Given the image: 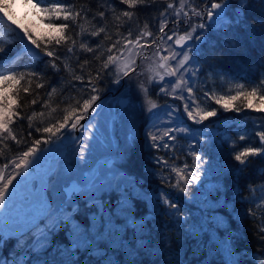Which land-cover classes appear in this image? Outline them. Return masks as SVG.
Instances as JSON below:
<instances>
[{
    "label": "trees",
    "instance_id": "obj_1",
    "mask_svg": "<svg viewBox=\"0 0 264 264\" xmlns=\"http://www.w3.org/2000/svg\"><path fill=\"white\" fill-rule=\"evenodd\" d=\"M29 1L38 4L37 0ZM50 2H55V0H50ZM68 2L74 4L77 9L81 6L91 9L88 13L89 20L93 14L107 9L105 20L102 21L99 16H96L92 24L96 27L106 26L112 39H105V33L96 37H74L77 39L75 55L66 53L64 42L62 41L61 45H55L54 38L61 35L72 36L73 32L79 31V29L70 27L65 33H62L56 27H50L49 21L54 25L65 21L57 20L45 12L44 20L48 26L33 24L34 31H29L35 39L41 41V47H47L49 50L56 49V55L60 57L56 61L60 66L59 72L49 66L48 61L52 58L47 57L35 45L36 51L25 50L23 38L18 28L6 24L0 18V33H2L0 35V47L6 49L4 54H0V73H15L18 77L20 73L39 71L43 73L40 82L44 84V87L36 88L37 81L33 78L29 93L22 91L23 87L28 86L27 77L25 80H21L18 85L14 82L3 85L10 91V99L13 101L12 107L15 111L21 112L24 118L13 117V123L9 127L16 134L17 141L20 143L9 138L5 144H0V149L3 150V156H0V166L7 160L19 158L20 153L27 151L35 139H41V144L37 146L40 149L47 144L43 142V138H48V142H50L66 131L63 129L50 138L49 134L34 131L35 126H47V124L55 123L57 119L62 118L64 114L62 110L69 104L75 103L70 98L81 96V82L72 79V76L64 69V63H69L75 69L76 74H80L77 57H79L80 62L87 59L90 64L85 68V73L91 69L92 74L95 75V70L100 67V61L105 60L108 53L105 52L104 55H101L100 60L94 59V55H99L100 51L109 47L120 35L128 36L129 29L132 31L131 36L140 35L141 29H145L147 16L159 15L156 22L148 23V27L145 29L153 33L152 36H155V33L159 31L157 26L160 25V20L171 16L169 14L171 9H168L165 17H161L160 13L165 11L168 3L176 4V0H155L151 6L137 5L135 8L129 9L119 0H112L111 4L104 3V0H68ZM212 2L213 0H190L185 11L195 7L202 11L203 15L192 16L189 11L191 19L188 22H202L203 16L207 13V8ZM214 2L224 3V0H214ZM227 2L230 7L228 11L226 9L223 11L225 18L219 19L215 28H211L207 42L195 51L193 60L195 68L198 67L199 70L198 75L194 77L196 82L194 93L200 99L197 103L201 105L202 101L210 107V110L215 108L217 118L216 116L209 117L202 121V125L196 124L192 119H184L180 125L198 135L196 137L197 144L193 146L190 152L185 147H174L176 153L169 154V163L163 159L166 149L162 150L161 147L152 146V143L151 146L149 145V138L144 135L147 123L141 120L137 135L121 163L122 173L133 180V187L144 194L160 196L158 198L159 212L156 209H151L149 206L150 199L143 196H134L132 205H126L128 206L126 210L127 212L134 210L139 213L137 216L143 220L140 228H146V231L150 232L153 236L151 242L156 243L154 246L161 257L168 258L167 264H229L225 254L221 253L222 250L217 244L219 241L229 244V250L232 251L234 261L238 264H264V233L259 231L260 213L258 212L255 218L246 215L249 208H255V204L259 203L257 197L264 194L262 192L264 190V155L249 157L250 163L246 167L239 165V162L234 159L235 152L242 150L243 147L247 145L260 146L259 137L256 136V133L264 131V111H256L251 108L255 106V103L258 104L261 96H264V89L258 88L256 97H241L236 101H231V107L227 110L221 105L215 104V99L221 95L227 96L229 89L234 95L238 84L245 85L246 89L250 91L252 87H256L264 81V0H247L246 7L242 9L238 7L237 0H228ZM0 4L4 6V4ZM38 5L40 8L50 7V3ZM113 8L115 15H120L122 11L127 10L132 11L134 16L131 20L121 17L120 21H116L113 18ZM237 12L240 13L239 22L235 19ZM7 13L9 14L8 10ZM181 18L183 19V14ZM67 23L71 24L70 21ZM179 25L186 24L183 21ZM236 39H240V41L235 45ZM82 41H86L91 47L101 44V49L97 53L83 52L79 49V43ZM119 47H123V42L118 45ZM113 53L118 54L116 49H113ZM115 80L116 70L113 65H110L108 70H103V78L97 84L96 95L99 97L97 101L119 91V88L112 91L117 85ZM86 83L87 79L84 81V84ZM52 87H56L57 94L53 96L51 107L57 108L59 105L55 112H51L49 108L42 106L43 101L47 99L46 93L51 91ZM209 89L216 95L206 99L203 92ZM32 99H37V103L33 105ZM249 103L254 104L249 108L247 107ZM17 105H23V107L20 108ZM33 111L44 112V123L40 124L41 118L37 117L33 122L34 127L29 128L26 117L32 115ZM221 119H226V121L221 123ZM206 127L208 128L207 131L202 133L196 131ZM29 132H32L31 136L28 135ZM241 135H244L246 139L240 140ZM193 151L201 157L197 162L192 155ZM197 164H207L209 165L207 167L215 169L211 175L212 178L214 177L213 187L215 189L211 195L209 194V202L212 205L210 204L205 210L210 212L204 213L202 217L205 220L216 216L220 218L219 224L211 225L208 228L204 227L201 219H197V224L202 229L198 236L195 235L196 233L187 232L179 220L170 221V213H173V208L164 203V200L168 199L174 202L178 209H182L185 215L199 217L197 212H203L200 208L201 199L198 198L196 205L191 203L192 195L197 194L192 190V184H186L170 168L176 165L182 169V167H192L197 166ZM164 176L172 178L168 182V186L163 184ZM178 180L180 187L184 188L187 194L184 191H182L184 195L181 194L178 188H171L170 183L176 184ZM161 196L168 198L162 199ZM119 199L118 193L112 192L100 199V207L94 206L93 202L80 203L72 211L73 218L84 227L82 221L84 222L89 214L96 213L98 208L112 212ZM125 215L124 213L122 222L126 221ZM144 216L148 217L144 218ZM209 221L212 222V220ZM42 227L43 224L41 223L33 231L18 239H5V244L0 245V261H5L6 264H33V262L38 261L47 264H98L94 261L95 258L91 252L87 250H79L75 258L66 255L70 240L69 235L72 231L68 219L60 220V224L56 228L50 229L48 227L45 232L47 240L40 244H34L37 232ZM213 234L216 236L215 239ZM3 240L4 238L0 236V242ZM213 245L216 247L219 256L210 260L207 252L205 255L202 250ZM41 247L44 248L39 252ZM138 256L135 260H132L133 258H121L118 264H156L142 249H138ZM107 264L111 263L107 262Z\"/></svg>",
    "mask_w": 264,
    "mask_h": 264
},
{
    "label": "rangeland",
    "instance_id": "obj_2",
    "mask_svg": "<svg viewBox=\"0 0 264 264\" xmlns=\"http://www.w3.org/2000/svg\"><path fill=\"white\" fill-rule=\"evenodd\" d=\"M227 1L228 0H224V2L228 3ZM0 3L8 5L5 9L4 6L0 4V9L6 13L7 10L9 11V15L12 16L20 31H22L23 28L34 31L33 24H38L43 27L48 26L44 20L45 12L33 2L27 0H0ZM226 10L228 11V8ZM173 11L174 10L171 9L169 14L173 13ZM171 19L176 20L177 18L175 15L171 14ZM200 23L202 22L192 21L186 25L174 24L173 29H181L185 32L189 30L191 26ZM217 23H219V18L214 15L213 19H208L206 23H203L205 24L204 29L197 28L196 32L208 36L211 28H215ZM196 32L193 33V40L198 35ZM22 37L25 44L30 49H34L31 42L24 36V33ZM149 42L148 37L141 40L142 44H148ZM170 45H173V41H167L166 39L159 44L161 49H169ZM128 47H131V45ZM187 49L191 50L190 54L195 55V51L198 48L194 44H186V50ZM156 50V45L146 47V51H142L140 56L136 58V71L130 72L129 76H122L120 82L117 83L112 90L114 91L116 88H119V91L112 93L110 98H106L96 105L95 111L92 113V122L86 128L87 130L84 131L80 142L69 150L65 159L60 163L58 169L51 178L49 192L52 199V210L49 213V217L42 222L43 227L37 232L34 244H40L47 240L45 232L48 227L50 229L56 228L59 226L60 220L64 221V219H68L71 223L72 231L69 235L70 240L66 255L72 258L77 256L79 250L89 251V246L94 248L99 246V248L94 249L92 253L100 255L111 264H118L121 258H135L138 255V249L147 250L149 247V243L153 240V236H151L149 231H146V228H140V224L143 220L137 218L139 214L135 217L132 214L135 212L134 210L127 212L126 207L128 206H126V202H129L130 192H134V196H143L150 199V208L156 209L157 212H159L158 198H160V196L155 194H144L142 191L133 187L132 180L128 179L126 175L122 173L121 163L124 161L137 135V126L140 120L147 122L144 135L149 138L150 146L151 143L153 146V141L148 135L149 133L162 136L163 132L168 128L173 130L170 133L172 136L181 131L180 129H184V131L181 132H186V127L180 124L184 119L188 118L187 114L182 112V110H184L185 103L188 102L189 95L186 88L182 92L181 90H177L176 95L171 94V85L167 82L169 80L175 81L177 77H165V81L161 83L157 82L159 80L157 77L156 80L149 83V77L154 73L147 70L148 66L151 64L155 69L159 61V57L153 55ZM161 54L167 55L168 53L162 52ZM117 55L120 54L118 53ZM127 56V50L123 52V55H120L119 63L121 66H123L125 57ZM193 62L186 65L189 69V73L195 68ZM170 63L174 65L175 61H170ZM113 67L115 68L114 65ZM196 69H198V67ZM158 70L163 73V69ZM189 84L193 87L195 86L196 82L194 81V77L189 81ZM160 87H165L167 90L161 92ZM143 88L149 89L147 94L143 91ZM5 95L10 98V91L8 88H4L3 85H0V98ZM181 96L183 98H181ZM193 98L196 99V103L200 100L196 97L195 93ZM149 99L157 105L156 108H151V105L148 103ZM11 106H13V104ZM193 107L195 108V105H193ZM150 108L151 111H149ZM209 108L210 107L201 101V105L199 104V108L196 110L206 111L208 109L207 111H209ZM251 109H255L256 111L264 109V100L258 101V104L255 103V106ZM192 121L198 125H202L199 116H196L195 120L192 119ZM223 121H226V119H221V123ZM207 129L206 127L203 130L198 129L196 131L202 133L207 131ZM66 130L67 132L71 131L69 129ZM185 134H187L190 139L198 136L192 131ZM170 140L171 139L168 137H163L162 140L156 143L163 145V143L167 142L170 147L178 143L177 140L169 142ZM168 148L161 147L162 150ZM13 160H18V158ZM198 165L199 167L187 166L180 169L185 174V179L187 180L186 184H192V190L197 193L194 196L192 195V199H190V202L194 205H196L198 198H201V196L205 194L208 196V193L213 192L215 189L213 187L214 177H211L215 169L207 167L209 166L207 164ZM0 168H2V166H0ZM170 168H172L176 176L179 177L177 172L174 171V169H179L178 166L173 165ZM20 170L21 169L16 171L20 172ZM12 171L13 168L10 166L5 170V177ZM197 171L200 173L198 181L194 178ZM72 180L78 181L83 189L81 193L76 194L72 199H68L63 190ZM181 180L185 182L184 179ZM113 191L118 193L120 198L114 211L108 212L106 209L98 208L97 213L89 214L85 218V221H82L84 227L74 220L72 211L75 210L77 205L83 202H93L94 206L100 207L99 200L102 197L110 195ZM262 192H264V190ZM180 193L183 194L182 191H180ZM184 193L187 194V191L184 190ZM164 197L167 196L161 198L164 199ZM262 197H264V194L257 197L258 201H260ZM124 213L126 214V221L122 222ZM146 217L148 216H144V218ZM199 219L204 223L205 228L213 225V221H209L212 219L205 220L202 215L199 216ZM180 224L183 225V223ZM132 226L135 229L136 238L133 242H128L124 237V233ZM184 228H187V226H184ZM200 230H202L201 227L196 232V236L199 235ZM215 237L214 235V239ZM3 244H5V239L0 242V245ZM43 248L44 247H41L39 252H41ZM120 249H123L121 253ZM104 251H107V253L104 254ZM226 251V259H228L229 264H231V262L234 261V255L228 247ZM165 260L168 261V258ZM33 264L47 263L38 261L33 262Z\"/></svg>",
    "mask_w": 264,
    "mask_h": 264
},
{
    "label": "snow or ice",
    "instance_id": "obj_3",
    "mask_svg": "<svg viewBox=\"0 0 264 264\" xmlns=\"http://www.w3.org/2000/svg\"><path fill=\"white\" fill-rule=\"evenodd\" d=\"M112 0H104V3L111 4ZM121 4L127 5L129 9L135 8L137 5H147L151 6L152 3L155 2V0H119ZM38 4H44V3H50V7L42 8V11L49 13V15L54 16L57 20L65 21L64 23H60L58 25L52 24L51 21H49V25L56 27L60 32L65 33L66 30H68L70 27L78 28L79 31H74L72 36L69 35H61L59 37H55V45H61L62 41L66 45V53H71L75 55L76 48H77V39L74 37H84V36H91L96 37L99 36L101 33H105V39L111 40L112 36L108 34L106 26H100L96 27L94 24H92V21L96 19V16H99V18L103 21L105 20V14L106 11H99L98 13H95L92 15L91 20H89L88 13L91 11V9H87L84 6H81L79 9L76 8V6L68 0H55V2H50V0H37ZM190 3V0H176V4L174 3H168L167 8L164 12L160 13L161 17H165L168 13V9H173L172 15L176 16V20L174 21L175 24H179L181 19V14H183V19L185 24L188 23V21L191 19V16L189 15V11L191 12L192 16H201L203 15L202 11L197 10L195 7H192L189 9V11H185L186 5ZM178 4V6H177ZM238 7L241 9L243 7H246L247 0H237ZM8 5H4V8L6 9ZM229 8V4L224 3H217L213 2L210 5V8L207 9V17L208 19H213V16L215 15L219 19H224V13L223 10ZM67 9V10H66ZM214 10H220V11H214ZM113 12V18L116 21H120L121 17H126L128 20H131L134 16V13L132 11H122L120 15H115V9H112ZM235 19L237 22H239L240 19V13L237 12L235 14ZM68 21L71 22V24L67 23ZM168 20L167 19H161L160 20V27H159V33L163 34L158 37V39L163 42L165 39L167 41H173V45L169 46V49H161L159 44H157L156 39H152L148 44H142L141 40L145 37L152 36V33L149 31H146L147 24H145V29H141L140 35H138L135 40L129 39L132 35L131 29L128 30V36L120 35L118 39H116L109 47L104 49L103 51H100L99 55H94V59L100 60V56L104 55L105 52H107V58L105 60L100 61V67L95 70V75L92 74V70L88 69L87 73H85V68L90 64V61L85 59L82 62L79 61V57H77V63L80 68V74H76L75 69L69 64L64 63V69H66L69 73V75L72 76L73 80L80 81L81 82V96L79 98H70L75 101L74 104H69L65 109L62 111L64 112L62 118L57 119L55 123H49L47 126H35L34 127V120L37 117H40V124H43V117L44 112L41 111L39 113L33 111L32 115L27 116L28 120V127L33 128L34 131L37 133H46L49 134V138L51 136L56 135L57 133H60L63 129H69V130H75L77 127L83 128L85 130L86 126L81 125L80 121L85 118V116L88 114L89 110L95 111V105L97 100L99 99L98 95H96L98 91L97 84L98 82L103 78V70H108L110 65H114L116 69V83L120 82V79L122 76L126 77L129 76L130 72L136 71L137 64H136V58L140 56V53L142 51H146V47L151 46L153 44L156 45V52L153 53L154 56L159 57V61L156 64V68L154 69L151 64L148 66V71L154 73L152 76L149 77V83L156 80L158 77L159 80L158 83L164 82L165 77H177L175 81L169 80L167 83L171 85V94L176 95L177 90H185L188 95V102L184 105V112L187 114L189 119L195 120L196 116H199V120L202 122L209 117H213L217 115V110L215 108H212V110L209 111H197L196 109L199 108V104L196 103V99L193 98L194 96V87L189 84V81L192 80L193 77H196L198 75V69L193 68L191 72L189 73V69L186 67V65H189L194 60V54H190L191 50H186V42L188 40H191L193 38V33L196 32V29H204L205 24L200 23L194 26H191L189 30H186L182 35L178 34L176 31H173L171 35H168L165 33V27L167 26ZM90 26V27H89ZM24 36L27 37V40L31 42L32 45H35L36 48H39L42 53H44L47 57H51L52 59L48 61L49 66L54 69L55 71H60V66L56 63L57 60L60 59L59 56L56 55V49L53 48L49 50L47 47H41V41H38L33 37L29 29L23 28L22 29ZM2 35V33H0ZM119 35V34H118ZM175 37V39H174ZM197 40L201 39V36L195 37ZM123 42V47H119L118 45H121ZM131 45V47H128ZM79 49L86 53H97L98 50L101 49V44H96L95 47L89 46V44L86 41H82L79 43ZM113 49H116L117 52L120 55H123V52L127 50L128 56L125 57V62L123 63V66L119 63L120 61V55H117L116 53H113ZM177 49H180V51H177ZM135 50V51H134ZM6 52V49L4 47H0V54H4ZM162 52H167V55H162ZM70 58V57H69ZM147 58V57H145ZM170 61H175V64H171ZM158 69H163V73H161ZM183 70V71H181ZM187 74V78H186ZM43 73L39 71H32L28 73H20L17 77V74L15 73H0V85H8L11 83L20 84L21 80H25L27 77V87H23L22 91L24 93H29L31 84L33 81V78L36 79V88H42L44 87V84L41 81ZM85 79H87V83L84 84ZM75 87V85H73ZM258 88L264 89V81H262L259 85L256 87H252L250 91H248L243 84L236 85V91L235 94H231V89H229V94L227 96L221 95L218 99H215V104L221 105L224 109H229L231 107V101H236L243 98L248 97H256ZM167 89L165 87H160L161 92H165ZM143 91L147 94L149 89L143 88ZM18 94V93H17ZM54 94H57L56 87H52L51 91L46 93L47 99L43 101V107L49 108L51 112L57 111V108L59 105H57V108H52L51 104L53 102V96ZM215 92H213L211 89L208 91L203 92V96L206 99H210L212 97H215ZM181 98H183L181 96ZM261 100H264V96L260 97ZM13 101L7 96H3L0 98V144H5L9 138L13 141H16L17 143H20V141H17V136L14 134L13 130L9 127L10 124L13 123V117H18L23 119L21 112H17L14 110V108L11 106ZM31 103L34 105L37 103V99H32ZM148 103L151 105V108H156L157 105L152 102L150 99ZM195 105V108L193 107ZM17 107L22 108L23 105H17ZM247 107H252V104L249 103ZM71 109L70 111L68 109ZM151 108L149 111H151ZM238 110V109H237ZM264 110V109H262ZM58 125V127H57ZM181 131H184V129H180ZM173 130L171 128L166 129L162 136H157L155 134L149 133L148 135L151 137V140L153 141V146L155 147H164L168 148L170 145L165 142L163 145H160L156 143L159 140H162L163 137H168L169 139H175L174 136L170 135V133ZM29 136L32 135V132L28 133ZM256 136L259 137L260 146H252L247 145L242 148V150L236 151L234 154L235 161L239 162V165L242 166H248L250 163L249 157H256L264 155V131H259L256 133ZM71 139L70 135H62L61 139ZM240 140H245L246 137L244 135H241L239 137ZM44 143H48V138H43ZM41 144V139H35L31 146L28 147L27 151H23L20 153L18 160H7L6 162H3L2 168H0V208H4L7 204L8 199V192L9 187L13 184V181L16 179L17 176H20L22 173L16 170L23 169L24 172L28 171L29 165L33 162V160L37 157L38 154V147ZM7 146V145H5ZM192 155L195 157L196 161H199L201 157L193 151ZM0 156H3V150L0 149ZM13 168V171L5 177V170H7L9 167ZM187 167V166H185ZM199 167V165H197ZM242 170V169H241ZM174 171L177 172V175L180 177V179H184L185 183H187V180L185 179V174L180 169H174ZM200 173L197 171L195 173L194 178L196 180L199 179ZM174 187L178 188L180 191H184L185 189L180 187L179 180L174 185ZM167 195V194H165ZM164 203L167 204L171 208H175L176 204L168 199L164 200ZM264 209V197H262L259 201V203L255 204V208H249L247 210L246 215L255 218L257 216V213H260L261 219H260V227L259 231L261 233H264V211H261ZM0 264H6L5 261H0ZM231 264H238L236 261H232Z\"/></svg>",
    "mask_w": 264,
    "mask_h": 264
},
{
    "label": "water",
    "instance_id": "obj_4",
    "mask_svg": "<svg viewBox=\"0 0 264 264\" xmlns=\"http://www.w3.org/2000/svg\"><path fill=\"white\" fill-rule=\"evenodd\" d=\"M205 41L206 38L201 36L196 44L199 46ZM88 120L89 116L81 120L80 124L85 126ZM82 130L83 128L77 127L72 134H69L71 139L54 140L44 149L39 150L28 171L22 170V174L13 181L9 187L7 204L4 208H0V236L18 238L47 218L51 209L48 195L50 174L64 158L67 149L79 139ZM64 192L68 198H71L75 193L81 192V185L73 180Z\"/></svg>",
    "mask_w": 264,
    "mask_h": 264
},
{
    "label": "bare ground",
    "instance_id": "obj_5",
    "mask_svg": "<svg viewBox=\"0 0 264 264\" xmlns=\"http://www.w3.org/2000/svg\"><path fill=\"white\" fill-rule=\"evenodd\" d=\"M159 18V15L158 16H147L145 18V23L146 24H150V23H153V22H156V20ZM168 20V23H167V26L165 28V33H167V31L169 30L170 27H172L175 23V19H171V16L167 17L166 18ZM184 20L181 18L180 19V23H182ZM158 28L160 27V25L157 26ZM160 35H163L161 33H159V31L157 33H155V36L153 39H156L157 41V44H161L162 42L158 39V37ZM137 37L136 36H131L129 39H133L135 40V38ZM196 41H193L192 43H190V45H195L196 44ZM231 41V40H230ZM240 41V39H236L235 41V45L238 44ZM155 45V44H153ZM230 45H232V43L230 42ZM191 131L187 130L186 129V132H181L179 131L178 133H175L174 137L175 139H171L169 142H173L174 140H177V144L173 147H170L168 149H166V152H165V155L163 156V159L165 160V162H168V159H169V154H173V153H176V150H174V147H179V148H183L185 147L186 150L189 152L192 150L193 146H195L197 144V141H196V137H193L192 139L189 138V136H187V134L185 133H190ZM182 137V138H181ZM184 138V139H183ZM190 142H193V143H190ZM190 148V149H189ZM189 149V150H188ZM196 161V160H195ZM197 162V161H196ZM196 162H195V165H196ZM169 163V162H168ZM198 165V164H197ZM165 180V182H164ZM172 180V178L170 176H164L163 177V184L164 185H167L168 186V182H170ZM159 182V181H158ZM175 183L171 182L170 183V186H172L171 188L172 189H176V187H174ZM212 192H209L208 193V196L205 194L203 196H201V202H200V208L203 210V212H197L200 215H204V213H208L210 211H205L207 209V207H209V205L211 204L209 202V194L211 195ZM162 197V196H161ZM212 205V204H211ZM178 206H176L175 208H173V213H170V221L171 220H175V221H180L183 223L184 226H187V228H185L187 230V232H190V233H196L198 230H199V224H197V219H199V217H196V216H189V215H185L183 212H182V209H178L177 208ZM139 213L137 211H135L133 213L134 216L138 215ZM195 215V214H194ZM215 216V215H213ZM139 218V217H138ZM212 221H213V225H216V224H219L218 222H220V218L218 216L216 217H212L211 218ZM139 220H141V218H139ZM173 222V221H172ZM186 223V224H185ZM141 226V224H140ZM134 227L132 226L131 228H129L125 233H124V237L126 238V240L128 242L130 241H134V239L136 238V235H135V231H134ZM200 240V239H199ZM217 243V242H216ZM156 243L154 242H150L149 243V247L147 248V250H144L143 251H146V253L149 255V258L156 264H167V261L161 257V255L159 254L158 250L156 249V247L154 246ZM220 247V250L221 253H224L225 255V258L227 257L225 251H226V248L228 247L229 248V244L228 243H225L224 242H218L217 243ZM98 247H91L89 246V252H91V255L93 256V258H95V262H97L98 264L101 263V264H107V262H109L108 260L102 258L100 255H96L92 252H94V249H98ZM119 249V248H118ZM225 250V251H224ZM123 251V249H120V253ZM202 252L205 253L206 255V252L207 254L209 255V259H214L216 258L217 256H219L218 254V251L216 250V247L213 246H208L205 250H202ZM227 252V251H226ZM107 251H104V254H106ZM138 256V255H137ZM140 257V256H138ZM144 257V256H143ZM137 257L133 258L132 260H135ZM228 261V259H227ZM169 264V263H168ZM202 264V263H201Z\"/></svg>",
    "mask_w": 264,
    "mask_h": 264
}]
</instances>
